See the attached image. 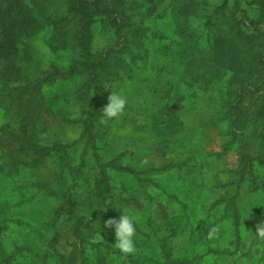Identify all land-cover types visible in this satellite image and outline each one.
<instances>
[{"label": "rangeland", "instance_id": "rangeland-1", "mask_svg": "<svg viewBox=\"0 0 264 264\" xmlns=\"http://www.w3.org/2000/svg\"><path fill=\"white\" fill-rule=\"evenodd\" d=\"M222 1L198 2L208 13ZM248 1L239 6L257 20ZM24 3L37 29L29 40L33 54L22 53L29 60L16 64L19 85L64 71L76 58L49 25L56 10L65 15L60 0ZM228 4L236 7L235 0ZM170 5L152 0L129 11L127 52L109 58L87 93L108 111L96 125L101 162L151 171L137 178L106 170L104 179L85 141L78 142L79 119L92 110L74 96L84 75L52 81L40 101H26L27 95L9 103L1 96L15 83L4 81L9 72L1 75L0 264H264L262 164L252 162L240 180L243 152L264 159V69L221 70L212 80L192 82ZM142 6L152 8L149 16L141 15ZM108 17H85L92 54L118 47ZM231 105L235 112L227 114ZM18 139L73 146L23 163L14 154Z\"/></svg>", "mask_w": 264, "mask_h": 264}, {"label": "trees", "instance_id": "trees-1", "mask_svg": "<svg viewBox=\"0 0 264 264\" xmlns=\"http://www.w3.org/2000/svg\"><path fill=\"white\" fill-rule=\"evenodd\" d=\"M151 1L142 0L141 4L151 3ZM198 1L200 0H170V15L174 23L175 34L178 37L179 55L183 59L185 73L190 80L192 82L199 79L212 80L218 76V72L221 70L236 74L245 72L249 74L264 69V31L259 27L260 24H264V0L248 1V4L255 7L257 11V20H250L247 17V13L239 6V0H235V8L229 6L228 0H223L218 7L208 13L201 11V4ZM60 4L61 8H65V15H62L60 10H56L49 25H53L54 30L65 42L64 48L70 49L76 54V58L64 71L57 70L53 73H46L41 78L19 85L21 73L16 64L29 60L30 53L21 57L22 53L30 51L33 54V46L29 40L32 32L37 29L36 23L29 17L24 0H0V50L2 49L0 52V81H3L1 75L4 72H9L4 81L9 84L15 83L13 88L8 87L2 94V101L4 103L15 100L22 101L27 95L26 101L28 99L33 101L34 98L35 101H40L43 88L52 81L84 75L85 81L76 90L74 96L77 100L91 106L92 110L91 113H84V116L79 119L81 133L78 142L85 141L86 147L92 152L94 162L99 167L104 179H107L106 170L128 173L136 178L141 174L151 172H135L129 167L119 168L112 163L101 162L96 150V125L108 111L100 109L96 100L87 94L91 85L105 71L109 58L117 53L127 52L125 33L130 24L129 11L138 8L141 4L124 0H60ZM142 7L144 12L141 15L149 16L152 8ZM94 12L95 15L109 14L110 26L118 37L117 48L108 47L100 53H90L91 32H89L88 21L85 17L91 16ZM198 20L202 21L200 30L193 26V22ZM138 32L142 35L145 30L139 29ZM258 45L261 46L259 51L254 47ZM54 46L52 44L53 48ZM260 106L262 111L264 109V93L261 96ZM236 107L231 105L227 114H233ZM16 143H18V147L14 152L15 157H18L23 163H25L26 156L40 159L73 146L44 145L32 139H18ZM241 156L243 168L240 172V180H244V177L251 173L252 162L257 161L264 168V159L261 157L251 156L245 152ZM33 163L36 164L37 161ZM170 167L171 165L152 171L162 172ZM55 215L60 216L61 214L57 211ZM76 225L77 222H73V232L78 239L79 251L81 255H84L85 242L80 234L81 225L80 227ZM238 226L236 221V232Z\"/></svg>", "mask_w": 264, "mask_h": 264}]
</instances>
